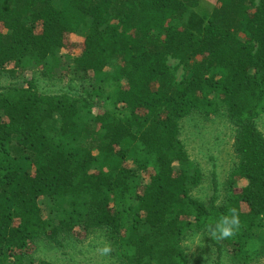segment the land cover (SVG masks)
<instances>
[{
  "label": "trees",
  "instance_id": "16d2710c",
  "mask_svg": "<svg viewBox=\"0 0 264 264\" xmlns=\"http://www.w3.org/2000/svg\"><path fill=\"white\" fill-rule=\"evenodd\" d=\"M202 1L0 0V77L15 79L0 88V264H53L40 242L93 231L116 264H192L185 239L229 207L239 233L209 246L264 260V0ZM37 69L70 85L41 93L23 77ZM195 113L235 129L220 204L193 195L204 176L181 125Z\"/></svg>",
  "mask_w": 264,
  "mask_h": 264
},
{
  "label": "rangeland",
  "instance_id": "374dc122",
  "mask_svg": "<svg viewBox=\"0 0 264 264\" xmlns=\"http://www.w3.org/2000/svg\"><path fill=\"white\" fill-rule=\"evenodd\" d=\"M205 2L212 5L211 7L214 6V4H211L213 1L210 0H203L201 6ZM200 8H198V11H200ZM188 18L189 15H187L185 21ZM72 39L75 42L83 41L82 35H74ZM75 53V56H77L78 51ZM168 64L178 83L186 79V68L178 59L168 57ZM23 77L32 79L38 90L48 95L64 93L67 90V85H70L65 80L46 78L38 69L27 71ZM13 82H15V79L10 76H1L0 88ZM72 86L74 87L76 84L74 83ZM258 126L264 133V114L258 120ZM234 137L235 129L225 114L205 118L203 115L195 113L182 122V141L192 161L200 167L204 176L200 187L193 192L195 198L209 202L210 198L216 195L220 204L226 197L225 185L237 162L233 145ZM41 207L46 217L53 206L51 202L42 200ZM192 235L184 241V248L190 256L192 264H238L231 258L232 252L228 249H225V253L219 257L216 250L209 246L206 236L198 242V245L194 246L190 240ZM105 249H108V251H105ZM111 254V245L107 242L104 234L93 231L86 237H67L62 240L60 245L42 241L38 245L35 259L53 264H116ZM258 264H264V260Z\"/></svg>",
  "mask_w": 264,
  "mask_h": 264
},
{
  "label": "clouds",
  "instance_id": "9594fccd",
  "mask_svg": "<svg viewBox=\"0 0 264 264\" xmlns=\"http://www.w3.org/2000/svg\"><path fill=\"white\" fill-rule=\"evenodd\" d=\"M241 228V216L236 207H229L218 218L207 222L201 232L193 233L190 240L194 246L203 237L207 236L216 241L233 239L237 236ZM108 251V249H105Z\"/></svg>",
  "mask_w": 264,
  "mask_h": 264
}]
</instances>
